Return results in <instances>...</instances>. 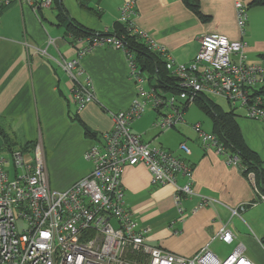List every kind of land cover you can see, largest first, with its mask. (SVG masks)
I'll list each match as a JSON object with an SVG mask.
<instances>
[{"label": "crops", "instance_id": "1", "mask_svg": "<svg viewBox=\"0 0 264 264\" xmlns=\"http://www.w3.org/2000/svg\"><path fill=\"white\" fill-rule=\"evenodd\" d=\"M1 1L0 159L13 179L21 174L13 156L19 154L26 163L31 162L33 146L40 144L49 187L63 191L90 173L92 165L84 159V152L92 142L102 143L101 135L111 130L113 115L126 110L137 97L136 86L129 79L123 50L95 48L79 60L83 72L79 81L84 86L90 84L93 101L77 111L69 95L71 82L59 65L76 58L77 46L67 38V22L57 20L54 0L50 6L36 9L18 2L4 6ZM124 1L59 3L66 18L81 29L114 34L121 29L119 7ZM252 1L197 0L198 16L184 0H136L134 22L165 46L176 63L191 62L199 49L198 37L210 33L243 41L247 60L264 66V6H253ZM236 2L247 7L244 35L236 24ZM192 111L187 107L185 123L169 131L153 130L152 121L142 116L131 125L132 132L145 142L175 156H182L178 147L187 144V161L194 167L195 195L181 200L182 222H178L174 187H153L142 165L124 169V206L133 212L134 221L147 230L151 246L182 257H194L206 247L222 260L241 244L246 259L264 264V201L239 169L227 168L223 157L213 150H202L194 133L193 139L186 136L188 127L195 123L207 133L213 130L211 118L201 121ZM234 117L245 145L257 155L264 169L263 124L247 119L243 110H236ZM172 131L180 137L173 144L165 141ZM158 135L163 144H153ZM183 183L184 178L178 177L177 184ZM202 197L212 202L191 213ZM221 227L231 232L230 244L215 237Z\"/></svg>", "mask_w": 264, "mask_h": 264}, {"label": "built area", "instance_id": "2", "mask_svg": "<svg viewBox=\"0 0 264 264\" xmlns=\"http://www.w3.org/2000/svg\"><path fill=\"white\" fill-rule=\"evenodd\" d=\"M1 2L4 6L24 3L33 9L52 4V0ZM135 2L125 0L121 4L118 21L126 35L135 36L149 51L161 56L166 70L176 80V92L169 94L147 85L145 75L125 46V34L103 31L78 38L68 34V40L77 46L76 58L59 65L71 82L69 95L77 111L93 101L90 84L84 86L79 81L83 73L79 60L95 48L123 50L137 97L126 110L113 115L111 130L101 135L102 143L92 142L84 152V159L92 165L90 173L63 191L49 187L40 144L33 146L31 162L26 163L19 154L13 156L15 168L21 170L13 179L0 159V264H253L245 258L241 244L222 260L206 247L194 257H182L151 246L147 230L134 221L133 212L124 206L123 172L137 165L146 168L153 187H174L179 223L184 214L182 198L195 195L187 144H180L182 156H175L132 132L131 125L146 109L156 113L153 126L164 132L185 123L186 109L197 97L212 96L221 98L234 112L243 110L247 119L264 126V66L247 60L246 43L203 34L197 39L196 57L186 64L176 63L165 46L136 27ZM235 10L237 27L244 35L247 7L236 2ZM191 129L202 150H213L222 156L227 168H240L238 158L227 152L214 134L205 132L199 123L192 124ZM178 177L184 178L182 185L177 184ZM248 180L254 186L252 174ZM259 199L264 201L263 196L259 195ZM211 202L200 198L191 213ZM215 237L226 244L233 239L225 227Z\"/></svg>", "mask_w": 264, "mask_h": 264}, {"label": "trees", "instance_id": "3", "mask_svg": "<svg viewBox=\"0 0 264 264\" xmlns=\"http://www.w3.org/2000/svg\"><path fill=\"white\" fill-rule=\"evenodd\" d=\"M185 4L198 16L197 0H184ZM58 14L57 20L59 23L67 22V33L75 37H83L93 34L81 29L78 25L69 21L63 9L60 6L59 0H54ZM253 6H264V0H253ZM115 34V33H114ZM116 34H125V46L131 52L136 61L137 66L145 75L147 85H154L161 88L164 92L172 94L176 92V80L173 78L165 68V62L161 56L153 53L144 46V44L134 37L126 35L125 28L121 24V29ZM264 95V89L262 91ZM192 104H198L201 111L211 118L213 123L212 134L216 136L219 142L225 147L226 151L235 155L239 161V170L244 178L248 180V175L252 174L254 177V186L260 196L264 197V169L262 164L253 152H251L245 145L241 134L234 122V111H224L222 107L213 104L207 97H197ZM187 110V109H186ZM72 120H77L72 118ZM0 134L1 131H0ZM87 137L88 133L85 134ZM90 137V136H89ZM222 157V156H221ZM224 159V158H223ZM193 166V165H192ZM194 170V167H193ZM257 194V195H258ZM258 195V198H259Z\"/></svg>", "mask_w": 264, "mask_h": 264}, {"label": "rangeland", "instance_id": "4", "mask_svg": "<svg viewBox=\"0 0 264 264\" xmlns=\"http://www.w3.org/2000/svg\"><path fill=\"white\" fill-rule=\"evenodd\" d=\"M213 104H215V105H217V106H220V107H222V108H224V109H227V110H229V107L225 104V102L221 99V98H217V97H212V96H209V97H207ZM189 109L190 110H194V111H192V113L191 114H194L195 116H199V118H200V120L201 121H206L207 122V116L201 111V109L199 108L200 106L198 105V104H190L189 106ZM142 117H144V118H147L148 119V122H149V120L150 121H152V126L154 125V123H155V121H156V115L154 114V112L150 109V108H148V109H146V111H145V113L142 115ZM153 119V120H152ZM192 126V125H191ZM191 126L190 127H188V132H187V137L189 138V139H193V137H194V135L196 136V134L193 132V130L191 129ZM154 127V126H153ZM206 128L209 130V127H207L206 126ZM153 130H157L155 127L153 128ZM160 132V131H159ZM170 133H172L173 135H171V136H169V137H167V138H165V141L166 142H168V143H171V144H173L175 141H176V138H180L179 137V135L176 133V132H174V131H172V132H170ZM193 133H194V135H193ZM159 135L157 136V140L153 143V144H158V143H162L163 144V142L162 141H159L158 139H159Z\"/></svg>", "mask_w": 264, "mask_h": 264}]
</instances>
